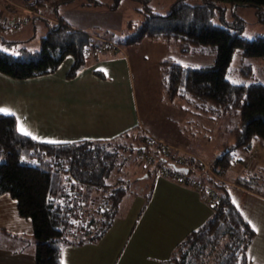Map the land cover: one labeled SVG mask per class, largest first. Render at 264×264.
<instances>
[{
  "label": "trees",
  "instance_id": "trees-1",
  "mask_svg": "<svg viewBox=\"0 0 264 264\" xmlns=\"http://www.w3.org/2000/svg\"><path fill=\"white\" fill-rule=\"evenodd\" d=\"M48 1L49 13L56 19L38 13L48 30L41 37V49L31 50L28 45H20L23 41L3 37L7 45H19L20 52L16 55L0 48L1 73L27 79L55 71L71 57L73 64L67 75L73 77L85 66L88 52L100 46L101 42H95L88 32L72 27L59 14L60 5L82 0ZM120 1L115 0L114 6ZM137 1L145 3V17L140 23L130 20L127 26L131 32L123 40L125 44L138 43L143 38L161 39L179 46L183 53H216L213 65L187 67L167 59L161 71L168 99L182 98L213 118L229 116L235 143L212 162L214 172L218 173L221 168L228 170L236 162L235 149L253 151L255 142L264 140V82L236 84L227 78L228 67L238 48H243L247 57L264 56V35L246 39L241 33L244 25L240 18L223 26L215 22V17L224 9L219 2L254 5L262 13L264 0H203L199 4L175 0L165 14L152 9L151 0ZM247 67L252 70L250 65ZM145 137L143 130L135 128L112 141L89 139L53 144L24 135L15 115L0 114V195L11 194L17 201L19 215L32 220L37 240L36 264H63L65 245L91 242L105 233L129 190L127 183L116 186L108 182L118 163L119 149L126 142H134L136 146H128L136 148L139 154L145 146L142 142ZM148 149L160 158L156 147ZM197 172L205 184L214 187L218 199L207 222L190 231L175 248L173 264H249L247 252L256 231L233 202L225 181L208 170ZM147 173L155 176L156 167L152 166ZM68 178L104 190V196L111 202L109 209L93 218L91 228L81 233L71 224L70 208L63 202ZM234 179L236 184L264 195L263 166Z\"/></svg>",
  "mask_w": 264,
  "mask_h": 264
},
{
  "label": "crops",
  "instance_id": "crops-1",
  "mask_svg": "<svg viewBox=\"0 0 264 264\" xmlns=\"http://www.w3.org/2000/svg\"><path fill=\"white\" fill-rule=\"evenodd\" d=\"M7 1L0 0L2 23H5L0 24V29L12 21L10 18L20 17L29 22L34 33L32 36H35L38 32L35 20L39 19V11L32 15L35 10H28L31 8L24 7L23 1L12 0L13 5ZM43 16L56 19L50 13ZM64 18L68 21L67 17ZM68 22L72 27L93 34L95 42L98 36L111 38ZM119 46L120 49L108 46L104 51L90 50L85 66L73 77L67 75L72 59L62 71L58 68L27 79L12 78L0 72V108L8 107L17 118L18 128L25 129L40 141L66 143L90 139L106 142L117 139L126 131L140 128L156 139L194 153L183 142L170 140L164 133L146 125L140 118L134 95L136 74L143 68V59L149 55L155 63H163L169 58L170 44L161 39L143 38L141 42L131 45L121 42ZM255 160L252 165L260 164ZM206 162L210 164L211 161ZM145 165L148 170L152 168V165ZM226 172H221L222 177L237 208L252 222L251 226L255 225L256 236L247 252L249 264H264V195L236 184L234 178L240 174L230 178ZM154 178L156 182L145 194L139 212L135 210L136 200L128 206L129 211L134 212L130 220L136 248L134 257L129 255L133 264H173V250L190 231L207 222L214 212L210 198L198 187L183 185L164 175L156 174ZM36 242L32 220L19 215L17 201L11 194H1L0 264H36ZM99 246L100 243L88 241L67 244L62 249L61 260L63 264H78L74 259L76 255L83 254L84 250L93 253Z\"/></svg>",
  "mask_w": 264,
  "mask_h": 264
},
{
  "label": "rangeland",
  "instance_id": "rangeland-1",
  "mask_svg": "<svg viewBox=\"0 0 264 264\" xmlns=\"http://www.w3.org/2000/svg\"><path fill=\"white\" fill-rule=\"evenodd\" d=\"M11 1L8 0L7 3L13 5ZM18 1H23L24 7L31 8H28V10H35V14L33 13L32 15H36V12L39 11L42 16H49L50 1ZM99 1V3L93 4L85 0L63 4L60 5L59 14L67 17L68 21L82 29L90 30L95 34L101 33L110 36L111 38L108 39H116L115 41L119 44L123 42V45H126L123 40L126 39L125 36L128 32H131L127 25L130 20H135L137 23L142 21L145 17V3L137 0H121L118 5L114 6L115 0ZM202 1L191 0L195 4H199ZM174 2L175 0H151L149 5L155 11L165 14L170 10ZM40 3L42 4L40 5ZM219 6L224 7V9L222 13L219 12L215 17V22L224 26L227 21L232 22L235 18H240L244 25L241 33L246 39L264 35V7L261 8L262 13H260L259 8L250 4L234 5L231 2L223 1L219 2ZM40 10L42 11L40 12ZM42 16L37 17L39 19L35 20L38 30L35 36H32L34 33L29 28V22L25 23L26 25H14L0 29V48L16 55L20 52L19 45L9 46L4 43L3 37H6L9 41L22 40L23 43L20 45H28L31 50L38 51L41 49V37L45 36L48 31L45 20L41 18ZM1 19L0 13V22H2ZM10 19L12 20L10 23H12L23 18L15 17ZM96 41L101 42L99 36L96 37ZM169 47L170 50L167 51L168 59L180 62L187 67L213 65L217 58L215 52L202 54L183 53L177 45L170 44ZM97 49L100 51L98 46ZM233 56L228 67L227 78L229 80L236 84L264 82V56H244L243 48H238ZM70 59L72 58L68 57L63 61L59 71L65 68ZM142 63L141 73L138 72L136 74L134 95L138 102L137 107L140 112V118L146 125H149L156 132L164 133L170 140L176 139L183 142L191 151L197 152L205 162L206 160L213 162L230 144L235 143L232 132L234 126L229 116L213 118L206 112L198 111L193 104H187L182 98L176 100L168 99L166 94L167 87L166 83H164L163 71H161L162 63H155V60L149 55L143 59ZM247 65H250L252 70ZM6 109L9 110L8 107ZM129 144H134V142H126L119 149L118 163L108 177V182L112 183V185L117 186L119 183L128 184L129 190L123 199L124 203L121 205L120 210L116 211L115 217L110 224L111 226L105 233L100 238L91 241V243H100V246L93 253H87L84 250L83 254L79 253L74 257L78 264H133L134 262L129 258V255L134 257L136 248L134 246V236L131 235L133 224L130 220L134 212L133 210L129 211L128 206L131 203H135L136 200L137 206L135 210L139 212L140 204L145 201V194L149 193L150 187L156 182V179L151 174L148 177L147 174H143L148 170L144 168L146 163L139 156L137 149H132L131 146H128ZM134 145L136 146L137 144L135 143ZM234 153L236 162L228 170L226 169L227 176L230 178L237 174H248V172L257 170V167L260 166L264 168L263 139H258L255 142L253 151L241 148L235 149ZM255 158L260 164L252 165L253 161H256ZM211 162V165L208 164L214 172ZM193 171L190 172L191 175H196L199 178L203 177L197 173L200 170L196 169L195 172ZM221 172H223L222 168ZM126 179L129 180L126 181ZM146 261L148 262L149 260Z\"/></svg>",
  "mask_w": 264,
  "mask_h": 264
},
{
  "label": "built area",
  "instance_id": "built-area-1",
  "mask_svg": "<svg viewBox=\"0 0 264 264\" xmlns=\"http://www.w3.org/2000/svg\"><path fill=\"white\" fill-rule=\"evenodd\" d=\"M25 21L15 20L10 23L9 26L22 25ZM108 46H114L119 48V43L111 39H101L100 50H105ZM143 148L139 151L141 159L148 165L156 167V173L158 175L168 176L178 180L183 185H189L193 187H198L205 191V193L210 198L211 202L214 203L218 199L217 194L213 186L205 184L202 179L196 175H191L192 170L205 171L209 170L212 174L221 180L222 177L221 170L213 172L208 162H205L202 157L196 153L182 151L175 145H170L162 139H156L155 137L146 134L143 139ZM148 147H156L157 153H159L160 158L154 153L150 152ZM159 159H161L159 163ZM177 167H188V172L176 169ZM70 177V176H69ZM64 186V204L68 205L70 208V221L71 224L78 228V231H86L91 228V222L97 213L107 210L111 207V202L104 196V190H96L94 187H89L81 183L67 179Z\"/></svg>",
  "mask_w": 264,
  "mask_h": 264
},
{
  "label": "snow or ice",
  "instance_id": "snow-or-ice-1",
  "mask_svg": "<svg viewBox=\"0 0 264 264\" xmlns=\"http://www.w3.org/2000/svg\"><path fill=\"white\" fill-rule=\"evenodd\" d=\"M251 37H249L250 39ZM0 114H4V115H14L13 113L10 112V110L8 109H3V108H0ZM24 135H31V133L27 132L25 129L23 128H20L19 129ZM36 137L33 136V139H35ZM48 143H53V144H56V143H60L59 141H47ZM235 203V201H233ZM248 223L251 225V221H248ZM253 229L255 230V225H252Z\"/></svg>",
  "mask_w": 264,
  "mask_h": 264
},
{
  "label": "bare ground",
  "instance_id": "bare-ground-1",
  "mask_svg": "<svg viewBox=\"0 0 264 264\" xmlns=\"http://www.w3.org/2000/svg\"><path fill=\"white\" fill-rule=\"evenodd\" d=\"M18 20H23V21H25V23H26V21H27L25 18H23V19H18ZM25 23H24V24H25ZM24 24H22V25H24ZM102 38H103V37H100V36H99V39H102ZM184 167H185V166H183V168H184ZM187 168H188V167H187ZM188 170H192V169H189V168H188ZM201 190H202V189H201ZM202 191H203V190H202ZM204 193H205V191H204ZM205 194H206V193H205ZM206 195H207V194H206ZM207 197H208V195H207Z\"/></svg>",
  "mask_w": 264,
  "mask_h": 264
},
{
  "label": "water",
  "instance_id": "water-1",
  "mask_svg": "<svg viewBox=\"0 0 264 264\" xmlns=\"http://www.w3.org/2000/svg\"><path fill=\"white\" fill-rule=\"evenodd\" d=\"M175 168L176 169H180V170L185 171V172H188V168L187 167L182 168V167L175 166Z\"/></svg>",
  "mask_w": 264,
  "mask_h": 264
}]
</instances>
